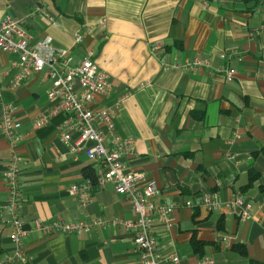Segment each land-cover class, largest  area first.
I'll return each mask as SVG.
<instances>
[{
	"label": "crops",
	"instance_id": "crops-1",
	"mask_svg": "<svg viewBox=\"0 0 264 264\" xmlns=\"http://www.w3.org/2000/svg\"><path fill=\"white\" fill-rule=\"evenodd\" d=\"M7 14L25 21L31 45L50 37L72 52V65L90 56L110 75L112 90L96 105L114 109L119 136L134 140L123 161L142 179L157 181L158 203L174 205L153 224L161 254L177 253V264L205 257L211 264H264V0H0V17ZM17 59L0 52V217L8 196L4 173L17 153L32 264H135L139 250L124 227L82 234L37 229V221L135 215L112 185L95 184L86 205L68 192L95 181L100 164L61 141L62 115L34 126L53 104L52 79L43 70L7 88ZM194 59L209 65L184 67ZM6 106L25 134L15 147L2 133ZM206 192L218 193L219 210L203 206ZM239 194L252 204L247 220L227 207ZM11 230L0 221V259L12 253Z\"/></svg>",
	"mask_w": 264,
	"mask_h": 264
},
{
	"label": "built area",
	"instance_id": "built-area-1",
	"mask_svg": "<svg viewBox=\"0 0 264 264\" xmlns=\"http://www.w3.org/2000/svg\"><path fill=\"white\" fill-rule=\"evenodd\" d=\"M36 10L43 9L38 6ZM81 39L82 35L77 34L76 41L79 42ZM30 42L31 37L25 21L11 14L0 17V52L18 56L12 66L15 70L14 76L6 83V87L16 89L45 70L47 76L52 79L48 98L53 104L34 119V126L44 127L62 115V119L56 125L61 141L73 153H85L100 164L95 181L86 179L73 184L68 188V192L76 195L80 202L86 205L92 200L95 184L102 187L112 185L118 194L130 200L135 215L133 219L97 218L70 223L62 219L50 223L37 221V229L45 234L52 232L82 234L99 227L121 226L134 234V241L139 250V258L135 264H177L180 260L177 253L163 255L158 251L159 242L153 232L155 220H166L174 205L157 202L161 196V188L155 179H142V176L126 167L123 156L133 150L134 140L119 136L115 126L114 109L96 105L99 96H107L112 90L110 75L90 56L79 64L72 65V52L67 48L55 47L50 37L34 45ZM208 65L207 60L194 59L187 61L184 67L193 70ZM234 73V69L229 70V80L233 79ZM1 127L4 137L12 147L25 139V134L20 131L21 123L14 118L11 106L5 107ZM19 164L20 156L14 153L4 173L8 196L4 204L5 212L1 215L0 221L12 229L9 239L13 243V248L9 256L0 259V264L10 262L32 264V258L25 248L26 230L20 216L23 196ZM202 204L211 211L219 210L222 206L217 192L204 193ZM185 205L195 207L197 204L188 201ZM227 207L237 211L243 220L251 217L252 204L243 194L237 195L234 200L227 203ZM225 240L228 242L227 238ZM211 263L212 260L208 257L197 261V264Z\"/></svg>",
	"mask_w": 264,
	"mask_h": 264
},
{
	"label": "trees",
	"instance_id": "trees-1",
	"mask_svg": "<svg viewBox=\"0 0 264 264\" xmlns=\"http://www.w3.org/2000/svg\"><path fill=\"white\" fill-rule=\"evenodd\" d=\"M257 177V175H253V176H251V180H253V179H255Z\"/></svg>",
	"mask_w": 264,
	"mask_h": 264
}]
</instances>
